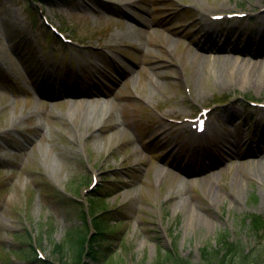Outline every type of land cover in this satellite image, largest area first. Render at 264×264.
Segmentation results:
<instances>
[{
	"label": "rangeland",
	"instance_id": "rangeland-1",
	"mask_svg": "<svg viewBox=\"0 0 264 264\" xmlns=\"http://www.w3.org/2000/svg\"><path fill=\"white\" fill-rule=\"evenodd\" d=\"M28 3L74 40L67 51ZM262 13L264 0H0V264H26V229L43 259L74 264L84 207L115 219L109 264L175 250L202 264L224 231L264 264V235L250 229L264 217ZM225 49L237 65L218 62ZM203 108L206 137L185 122ZM43 187L78 202L60 206Z\"/></svg>",
	"mask_w": 264,
	"mask_h": 264
},
{
	"label": "trees",
	"instance_id": "trees-1",
	"mask_svg": "<svg viewBox=\"0 0 264 264\" xmlns=\"http://www.w3.org/2000/svg\"><path fill=\"white\" fill-rule=\"evenodd\" d=\"M27 5L30 6V3H28ZM107 187L110 186L107 185ZM43 191L50 197H47L49 200H55L56 203L60 206L66 204L73 205V203H77L72 199H63V197L57 190H52L49 187H43ZM50 194H52L53 196ZM102 195L103 191L101 189H98L93 195V199L91 200L92 205H95V201L101 199ZM86 215L85 219L86 223L88 224L87 232L80 238V246L76 249L77 259L74 264H85L84 257L86 258L89 256L92 257L93 260L97 261L98 264H109L108 253L110 251V248H105L104 244L105 242H107L110 235L111 223L115 221V219L111 218L110 213H106L102 216L94 218L92 224L90 225L87 219L88 216ZM250 221V229L255 234V236L264 235V217L253 215L251 216ZM88 231H94L93 235L89 236ZM229 235V232L226 231L221 234L219 240L222 247L221 249L212 250L211 248H207L204 250V260L202 264H254L251 263L248 256L243 255V248L230 242ZM16 239L19 240L20 244H28L31 247V252L28 253L25 257L27 261L26 264H57V262L55 261L51 262L37 260V251L34 246V238L30 234L28 229H26L22 233H17ZM17 252H20V254L22 255L23 253H25L21 248L17 249ZM57 252L59 253V256H61V260L63 261L66 257L64 246L61 244L58 245ZM168 255L169 256L167 259L162 258L156 264H193L190 260L181 257L177 252H169ZM110 264L115 263L111 262Z\"/></svg>",
	"mask_w": 264,
	"mask_h": 264
},
{
	"label": "bare ground",
	"instance_id": "bare-ground-1",
	"mask_svg": "<svg viewBox=\"0 0 264 264\" xmlns=\"http://www.w3.org/2000/svg\"><path fill=\"white\" fill-rule=\"evenodd\" d=\"M264 13H262V16H264L263 15ZM127 16H129V20L130 21H134V22H136V23H138V24H141V25H143L144 23H143V21H141V20H139L136 16H134V15H127ZM220 54H217L218 55V57L220 58H218V62L220 63V64H224V65H226V66H235V65H237V63H238V60H236V57L235 56H240V55H236V54H233V52L231 51V50H227V49H225L224 51H222V52H219ZM222 57V58H221ZM223 70V69H222ZM102 105H104V104H102ZM102 111H104V109H101ZM236 112H232L231 114H235ZM158 161L160 162V163H165V159H158ZM195 171H193V168H192V170H190L189 169V171H183V173L185 174V175H187V176H192V175H196V174H198V172H197V170L196 169H194ZM159 173H163V171L161 170Z\"/></svg>",
	"mask_w": 264,
	"mask_h": 264
}]
</instances>
